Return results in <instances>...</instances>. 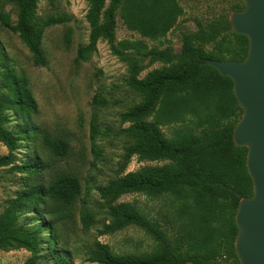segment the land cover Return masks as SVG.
<instances>
[{"label": "trees", "instance_id": "1", "mask_svg": "<svg viewBox=\"0 0 264 264\" xmlns=\"http://www.w3.org/2000/svg\"><path fill=\"white\" fill-rule=\"evenodd\" d=\"M40 1L15 0L19 10L17 23L13 24L8 15L0 14V20L6 29L19 35L32 54L35 65L44 67L46 59L41 48L45 30L69 20L51 17L42 21L37 15ZM243 9L237 6L235 11ZM119 10L130 30L153 41L165 38L183 12L178 0H112L103 25H98L95 12L90 13L89 19L95 28L89 45L79 51V58L84 59L87 53L97 50L98 42L103 39L110 43L114 55L131 63L133 77L130 86L143 97V102L122 115L123 121L130 124L127 133L134 140V144L126 149L125 159L129 161L138 157L141 162L168 161L169 164L129 173L98 191L103 199L112 201L133 193L149 196L174 193L185 201L193 200V205L185 203L182 211L187 215V225L191 229L188 234L193 240L192 252L200 256L194 264H209L223 256L231 259L233 264H241L235 249L238 235L236 216L241 201L254 195L253 181L247 168L248 149L238 147L233 138L243 110L235 98L233 81L221 76L205 62H242L248 56L249 40L236 34L230 21L223 18L220 22L225 36L219 39V24L216 23L211 31L201 30L185 38L179 56L169 49L150 48L142 41L116 43L115 17ZM210 44L216 45V55L206 52ZM136 56L165 64L177 61V64L139 79L143 70ZM3 76L8 92L0 93V142L9 153L0 157V169L12 166L15 171L37 173L44 169L37 163L14 166L13 154L18 149L19 138L6 128L4 113L15 110L36 115L38 104L25 76L18 77L11 70L5 71ZM204 112L206 114L201 117ZM186 115L199 116L201 135L178 130L172 139L165 138L161 128L181 123ZM151 118L152 121H148ZM43 136L44 144L53 156L66 158L69 155V143L65 139L53 138L49 134ZM80 195V183L70 175L59 176L45 188H35L19 195L0 216V250L24 249L33 254L25 264H38L40 245L50 238L47 243L54 246L50 255L55 264H69L57 248V230L45 218L46 212L41 211L40 206L50 201L68 207ZM221 200L223 203L217 206ZM29 206L43 219L44 226L33 229L19 223V215ZM112 217L114 222L107 226L108 233L136 225L160 238L143 214L130 204L112 208ZM217 221L222 223V227H214ZM82 223L86 229L89 228V214L83 217ZM178 251L171 245H165L149 256H120L109 246L97 243L90 261L93 264H185Z\"/></svg>", "mask_w": 264, "mask_h": 264}, {"label": "rangeland", "instance_id": "2", "mask_svg": "<svg viewBox=\"0 0 264 264\" xmlns=\"http://www.w3.org/2000/svg\"><path fill=\"white\" fill-rule=\"evenodd\" d=\"M111 4L112 0L40 1L37 15L42 21L51 17L69 20L45 30L41 48L46 59L44 67L35 65L19 35L6 29L0 20V93L8 92L3 74L11 70L18 77L28 79L38 104L36 115L15 110L4 113L6 128L19 138L18 149L13 154L14 166L37 163L44 168L33 174L15 171L12 166L0 169V216L24 192L45 188L57 177L70 175L77 178L81 186L78 200L68 207L50 201L40 206V210L46 212L45 218L57 230V248L69 264H93L91 253L97 243L109 246L120 256L140 257L171 245L179 250L185 264H194L200 256L192 252L193 240L188 234L191 229L187 225V215L182 211V206L185 203L192 206L193 200L185 201L174 193L157 196L133 193L112 201L103 199L98 191L129 173L169 164L168 161L141 162L138 157L125 159L126 149L134 144V140L127 133L130 124L123 121L122 115L143 102V97L130 86L131 63L114 55L110 43L103 39L98 42L95 52L87 53L84 59L79 58L80 49L89 45L95 28L89 19L90 13L95 12L98 25H103ZM178 4L182 15L167 36L157 41L130 30L119 10L115 17L116 43L142 41L150 48L169 49L179 56L185 38L201 30L211 31L216 23L221 39L225 33L220 21L223 18L230 21L237 6L245 7L242 0H178ZM0 14L8 15L16 24L19 10L15 0H0ZM206 52L216 55V45H208ZM135 59L143 70L139 79L177 64V61L173 64L152 62L142 56ZM201 125L199 116L186 115L181 123L164 126L161 130L170 140L178 130L199 136ZM43 134L65 139L69 143V155L66 158L53 156L44 144ZM8 153L0 142V157ZM122 204H130L139 210L160 238L136 225L108 233L107 226L114 222L112 208ZM86 214L91 217L87 229L82 223ZM19 223L33 229L44 226L43 219L35 214L32 206L19 215ZM214 227H222V223L217 221ZM48 241L50 238L40 245L38 264H55L50 255L54 246ZM32 257L33 254L24 249L0 250V264H25ZM209 264H233V261L223 256Z\"/></svg>", "mask_w": 264, "mask_h": 264}, {"label": "water", "instance_id": "3", "mask_svg": "<svg viewBox=\"0 0 264 264\" xmlns=\"http://www.w3.org/2000/svg\"><path fill=\"white\" fill-rule=\"evenodd\" d=\"M245 7L230 20L233 31L249 40L242 62L207 60L206 65L233 81L243 110L233 138L248 149L247 168L254 195L241 201L236 225V254L241 264H264V0H242Z\"/></svg>", "mask_w": 264, "mask_h": 264}]
</instances>
